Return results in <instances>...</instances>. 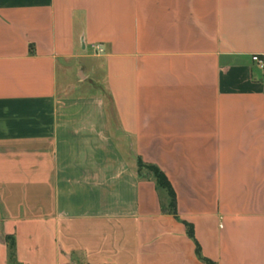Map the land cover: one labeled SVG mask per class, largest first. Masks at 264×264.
<instances>
[{
	"label": "crops",
	"instance_id": "obj_1",
	"mask_svg": "<svg viewBox=\"0 0 264 264\" xmlns=\"http://www.w3.org/2000/svg\"><path fill=\"white\" fill-rule=\"evenodd\" d=\"M254 53L264 0H0V264H264Z\"/></svg>",
	"mask_w": 264,
	"mask_h": 264
},
{
	"label": "trees",
	"instance_id": "obj_2",
	"mask_svg": "<svg viewBox=\"0 0 264 264\" xmlns=\"http://www.w3.org/2000/svg\"><path fill=\"white\" fill-rule=\"evenodd\" d=\"M140 166L143 168L145 167L149 172H151L155 179H156V183L159 187L163 188L168 195V209L170 211H174L175 210V193L174 190L172 188L171 183L169 182L167 176L161 171L160 168H158L155 165L149 164V165H143L140 163ZM184 224L187 228V232L188 234L193 237V225L189 222L184 221ZM196 252L197 255L200 256V248L198 246V244L196 243ZM10 254H11V259L14 258V243H10ZM201 260H203L205 263L207 264H216L214 261L210 260L209 258H205L200 256Z\"/></svg>",
	"mask_w": 264,
	"mask_h": 264
},
{
	"label": "built area",
	"instance_id": "obj_3",
	"mask_svg": "<svg viewBox=\"0 0 264 264\" xmlns=\"http://www.w3.org/2000/svg\"><path fill=\"white\" fill-rule=\"evenodd\" d=\"M97 48L101 50L99 46H97ZM251 61L254 64H256L257 67H259L261 70L264 71V55L263 54H258V53L252 54Z\"/></svg>",
	"mask_w": 264,
	"mask_h": 264
},
{
	"label": "rangeland",
	"instance_id": "obj_4",
	"mask_svg": "<svg viewBox=\"0 0 264 264\" xmlns=\"http://www.w3.org/2000/svg\"><path fill=\"white\" fill-rule=\"evenodd\" d=\"M61 71H62V69H60V78L63 79L64 72L63 71L61 72ZM261 71H263V70H261ZM77 75L79 76V73H77ZM78 91H80V90L76 89V92L75 93H78Z\"/></svg>",
	"mask_w": 264,
	"mask_h": 264
}]
</instances>
